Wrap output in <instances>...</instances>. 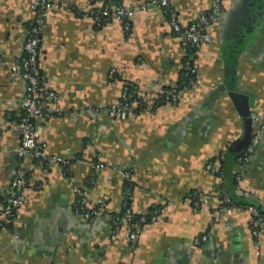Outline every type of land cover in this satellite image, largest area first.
<instances>
[{"label":"crops","instance_id":"0c3cea01","mask_svg":"<svg viewBox=\"0 0 264 264\" xmlns=\"http://www.w3.org/2000/svg\"><path fill=\"white\" fill-rule=\"evenodd\" d=\"M34 1L0 0V125L7 129L22 115L26 83L13 67L40 17ZM51 1L42 18L39 65L47 89L58 96L44 107L59 114L38 118L36 126L47 153L70 165L68 173L59 165L44 172L33 156L17 155V135L0 137V204L17 170L28 181L12 227L0 211V264H264V213L255 220L247 206L219 214L224 191L237 207L260 204L264 211V137L239 174L231 148L244 130L239 107L225 89L211 96L234 77L251 95L252 113L264 116V0H256L257 23L234 54L232 31L244 0H224L212 41L197 55L200 85L182 93L177 105L161 99L179 87L183 40L159 8L149 0L111 5L132 10L127 32L117 20L97 26L89 16L94 1ZM211 3L172 1L183 26L208 13ZM128 86L137 87L151 109L127 121L110 119L107 109ZM124 169L131 174L133 210H164L158 223L143 228L136 253L127 226L111 239V219L126 193ZM76 189L90 208L106 203L105 214L90 222L76 217ZM194 192L209 197L198 211L185 201Z\"/></svg>","mask_w":264,"mask_h":264},{"label":"built area","instance_id":"2783aa9c","mask_svg":"<svg viewBox=\"0 0 264 264\" xmlns=\"http://www.w3.org/2000/svg\"><path fill=\"white\" fill-rule=\"evenodd\" d=\"M91 1L98 4L89 14L97 26L100 27L112 20H117L123 24L125 31L129 32L131 30L130 18L133 15L131 9L123 6L112 7L107 0ZM172 1L149 0L148 3L159 8L164 13L173 32L183 40L185 59L183 62L184 81L182 87L173 89L167 96L161 99V101L168 102L171 105H177L182 93L195 91L200 85V73L196 64L197 55L204 45L212 41L216 26L223 16L224 0H212L209 12L199 15L188 26H183L180 23L179 16L172 5ZM33 6L38 11L40 17L36 20L32 32L25 41L20 65L13 67V71L19 72L26 83V94L22 100V115L8 129L4 125H0V137L7 131L17 135L20 139V145L16 150L17 155L19 157L26 155L33 156L44 172H47L51 165H59L65 173H68L70 161L59 156L49 155L39 142L40 132L37 129L36 120L40 117L48 119L58 116L59 110L44 107L47 102L57 103L58 96L47 89L39 65V55L42 47V18L53 7V3L51 0H35ZM143 8H146V6H143ZM1 57L0 53V62ZM114 76L115 71L113 70L111 72V78H114ZM149 105L141 97L138 89H129V87H126L122 93L121 100L108 108L106 113L112 120L127 121L134 118L137 111L151 109L152 106ZM251 119L253 123H258V125L255 131H253L251 141L245 153L240 158L238 167L239 174L244 172V166L250 162L252 155L255 154L257 147L264 137V116L252 113ZM103 167L104 165H97L98 169ZM120 173L125 180L126 193L120 213L111 219V239L115 240L120 229L124 225L127 226L129 229L131 249L133 253H136L137 242L143 232V228L146 225L158 223L163 217L164 210L156 209L149 214L136 213L132 208L133 197L129 191L131 174L125 169ZM27 183L28 181L23 176L21 170H17L11 186L4 192L5 198L3 203L0 204V211L9 224L15 221L17 212L25 202L24 189L27 187ZM40 188V186H37V189ZM208 198L200 192H194L185 201L191 204L194 211H198L202 203L207 202ZM238 206L224 191L219 214L223 216L231 214L233 211H241V209L246 208L241 205ZM248 208L253 211L256 220L259 217L258 210L250 206ZM73 210L76 217L90 222L105 214L106 203L101 202L98 206L90 208L85 192L82 189H76ZM2 229L0 228V230ZM253 234L259 239V233L256 228H254ZM203 240L206 241L207 237H203Z\"/></svg>","mask_w":264,"mask_h":264},{"label":"water","instance_id":"95a60500","mask_svg":"<svg viewBox=\"0 0 264 264\" xmlns=\"http://www.w3.org/2000/svg\"><path fill=\"white\" fill-rule=\"evenodd\" d=\"M242 9V16L239 21H237L236 26L232 31L235 40V44L231 46L233 47L231 48V52L233 54L238 52V46L243 45L247 41V37L253 30V26L256 25L260 14V8H257L256 0H244ZM232 57L234 58V55ZM232 63L233 65L231 66V69L232 67H235L236 61L233 60ZM223 89L228 91L229 97L239 107V112L244 123V130L241 139L231 145L236 157L239 158L246 151L253 135V122L251 119L252 110L250 102L251 95L235 86L234 77H231V83L223 85L220 89L213 92L211 96L214 98L217 97L219 95V91H223ZM239 162L240 160L237 162V164H239ZM256 206L259 209H262L260 204H256Z\"/></svg>","mask_w":264,"mask_h":264},{"label":"trees","instance_id":"16d2710c","mask_svg":"<svg viewBox=\"0 0 264 264\" xmlns=\"http://www.w3.org/2000/svg\"><path fill=\"white\" fill-rule=\"evenodd\" d=\"M108 3L110 4V5H114V6H117L118 4H119V0H109L108 1ZM183 81H184V76H183V72H182V75H181V80H180V82H179V87H182V84H183ZM129 87V89H137V87H131V86H128ZM141 111V110H140ZM245 153V152H244ZM243 153V154H244ZM243 154L239 157V159L243 156ZM237 204V203H236ZM239 205H241V206H244V207H254V208H256L257 210H258V212H259V215H261L262 213H264V211L262 210V209H259L256 205L254 206V204H247L246 202H243V203H241V204H239ZM123 212V211H122ZM263 215V214H262ZM116 215H114V216H112V218H114ZM13 226V223L12 222H10V224L8 225V227H12Z\"/></svg>","mask_w":264,"mask_h":264}]
</instances>
